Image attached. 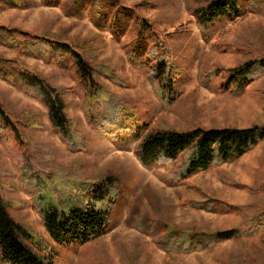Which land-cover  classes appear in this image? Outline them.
<instances>
[{"label":"rangeland","instance_id":"rangeland-1","mask_svg":"<svg viewBox=\"0 0 264 264\" xmlns=\"http://www.w3.org/2000/svg\"><path fill=\"white\" fill-rule=\"evenodd\" d=\"M64 1L33 0L34 3L24 9L0 6V24L67 40L81 47L93 62L114 73V80L106 77L101 80L137 107L138 114L149 122L145 130L163 126L179 130L246 128L264 124V72L256 70L259 73L254 81L240 93L232 86L225 87L229 70L264 55V3L253 8L248 1H243L244 13L235 18L214 20L208 25L206 39L192 10L210 0H121L135 9V14L125 20L126 26L120 33L97 28L89 8L80 17L68 15L63 9ZM136 15L152 26L144 33L149 43L157 39L165 41L173 62L179 66L177 94L166 108L152 78L155 63L136 67L128 60L126 44L135 39L140 28ZM0 54L18 58L66 91L69 115L89 131L79 105L78 79L70 70L39 58L22 56L1 45ZM0 99L15 119L29 118L27 123L38 122L40 127L28 130L24 125V131L38 144L49 148L58 163L82 160L84 164L79 171L85 177L114 174L122 182L107 233L86 244L55 246V264H264V231L227 239L206 249L168 254L151 234L126 222L133 197L140 194L132 209L156 219L158 234H163L159 223L165 220L183 228L210 231L238 227L242 222L240 207L264 200V190H252L264 178V141L236 161L212 166L171 184L161 177L171 171L169 168L141 165L135 155L137 139L112 140L92 131L88 150L71 153L55 133L42 103L1 78ZM0 168L10 174L5 177L6 181L15 185L12 191L4 190V194L19 197L23 202L14 212L22 213L24 222L49 239L42 218L1 139ZM207 200L212 201L210 209L196 205Z\"/></svg>","mask_w":264,"mask_h":264},{"label":"trees","instance_id":"trees-1","mask_svg":"<svg viewBox=\"0 0 264 264\" xmlns=\"http://www.w3.org/2000/svg\"><path fill=\"white\" fill-rule=\"evenodd\" d=\"M243 1H248L253 8L264 3V0H210L193 9L192 14L203 36L208 38V25L214 20L241 16L244 13ZM33 3V0H0V6L19 9L28 8ZM86 8L92 11L97 28H108L117 33L124 30L125 20L135 14V9L121 0H65L63 3L64 11L75 17H80ZM105 11L111 14L104 15ZM135 17L140 28L135 39L126 44L128 60L136 67L155 63L152 78L166 108L174 102L177 94L175 85L179 79V66L173 62L165 41L157 39L149 43L144 33L152 29L151 24L138 15ZM0 45L22 56L54 63L77 77L79 105L90 126L89 131L81 128L69 115L66 91L18 58L0 54V78L43 104L51 126L71 153L80 154L88 150L92 131L112 140L137 139L135 155L141 165L169 168L171 171L161 177L166 183L175 184L212 166L236 161L264 141V124L246 128L194 127L179 130L163 126L145 130L149 122L142 119L137 107L114 93L101 80V77L114 80V73L93 62L92 57L86 56L78 45L2 24ZM256 70L264 72V55L229 70L225 87L232 86L236 93L242 92L254 81L259 73ZM9 111L0 99V139L42 218L49 239L24 222L22 213L14 212L23 202L19 197L4 194V190L12 191L15 185L6 181L5 177L10 174L0 168V264H55V246L86 244L107 233L122 182L114 174L85 177L79 171L84 164L82 160L64 165L58 163L49 148L38 144L24 131L25 126L28 130L40 127L38 122L27 123L29 118L15 119ZM252 190H264V178ZM139 196L133 197L126 222L151 234L168 254L206 249L227 239L264 231V200H261L241 206L242 222L231 230L183 228L165 220L159 223L163 234H158L156 219L133 211V204ZM211 204L212 201L207 200L196 205L210 209Z\"/></svg>","mask_w":264,"mask_h":264}]
</instances>
